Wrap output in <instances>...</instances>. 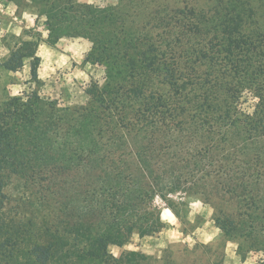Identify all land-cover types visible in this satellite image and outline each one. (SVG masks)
I'll return each instance as SVG.
<instances>
[{
	"label": "trees",
	"instance_id": "obj_1",
	"mask_svg": "<svg viewBox=\"0 0 264 264\" xmlns=\"http://www.w3.org/2000/svg\"><path fill=\"white\" fill-rule=\"evenodd\" d=\"M5 1L46 17L49 45L88 40L84 61L104 70L84 105L60 107L32 91L0 108V212L5 178L16 176L46 183V204L58 206L55 222L44 223L45 244L32 247L37 262L119 263L109 247L164 228L155 199L180 218L171 197L181 194L235 205L217 210L214 223L264 263V28L253 26L251 5ZM37 46L23 41L3 68L16 72L29 59L39 82ZM245 94L252 112L242 108Z\"/></svg>",
	"mask_w": 264,
	"mask_h": 264
},
{
	"label": "rangeland",
	"instance_id": "obj_2",
	"mask_svg": "<svg viewBox=\"0 0 264 264\" xmlns=\"http://www.w3.org/2000/svg\"><path fill=\"white\" fill-rule=\"evenodd\" d=\"M97 7H114L120 1L132 0H77ZM149 11L165 8L169 11L182 8V0H144ZM184 1V0H183ZM247 1L254 13L255 24L264 28V0ZM0 0V108L13 98V90L22 89L21 95L36 91L44 99L56 100L60 107L84 105L88 96L85 91L91 82L103 83L102 67L84 61L91 44L83 38H61L55 45L46 42L47 29L42 17L31 10H17L8 14L5 3ZM18 12V13H17ZM29 14L25 19L24 14ZM20 35L17 36L16 32ZM23 41L37 43V83L30 79V60L24 59L16 72H8L3 64L11 52ZM39 52V55L37 53ZM27 62V63H26ZM38 70L39 73H38ZM40 73L44 78L40 79ZM245 112H252L254 101L245 94L242 100ZM3 192L5 203L0 212V264H39L32 254L33 245L45 244L44 223H54L58 206L46 204V183H33L22 177L5 178ZM43 184V186H42ZM171 199L178 203L180 218H176L165 204L155 199L152 206L159 213L164 228L147 237L133 234L123 246H110L109 254L121 260L114 264H264L262 253L250 251L247 241L226 236L214 223L217 210L237 212L230 203L212 201L205 204L199 198L175 194ZM182 203L184 205H179ZM15 229H19L14 231ZM17 231L23 235L17 239ZM209 237H212L209 240ZM135 252L138 256L128 257ZM133 259V260H131ZM131 260V262H127ZM47 264H101L95 261L82 262L75 258L66 260L54 256Z\"/></svg>",
	"mask_w": 264,
	"mask_h": 264
},
{
	"label": "clouds",
	"instance_id": "obj_3",
	"mask_svg": "<svg viewBox=\"0 0 264 264\" xmlns=\"http://www.w3.org/2000/svg\"><path fill=\"white\" fill-rule=\"evenodd\" d=\"M0 10H2V8H0ZM14 11H15V5L10 4L8 6V14H12ZM24 16H25V19H29V14L27 12L24 14ZM44 19H46V17H42V20H44ZM16 35L19 36L20 35V32L17 31L16 32ZM44 35H45V38H47V33H45ZM37 55H39V52L37 53ZM39 71L40 70H38V73H39ZM43 78H44L43 74L40 73V79H43ZM21 91H22V89L17 88L15 90H13V92L11 93V95L13 97L18 96V95H20V92ZM25 100H26V98H25ZM217 232H219V229H217ZM211 239H212V237H209V240H211Z\"/></svg>",
	"mask_w": 264,
	"mask_h": 264
},
{
	"label": "crops",
	"instance_id": "obj_4",
	"mask_svg": "<svg viewBox=\"0 0 264 264\" xmlns=\"http://www.w3.org/2000/svg\"><path fill=\"white\" fill-rule=\"evenodd\" d=\"M4 5H5L6 8H8V6L10 5V3L6 2ZM13 13L11 15H14Z\"/></svg>",
	"mask_w": 264,
	"mask_h": 264
}]
</instances>
